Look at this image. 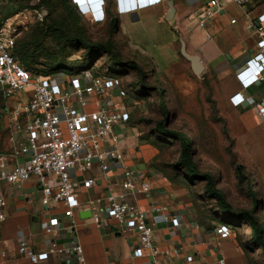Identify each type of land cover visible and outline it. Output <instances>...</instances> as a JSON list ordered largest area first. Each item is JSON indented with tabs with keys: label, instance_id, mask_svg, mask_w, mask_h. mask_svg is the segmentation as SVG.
<instances>
[{
	"label": "built area",
	"instance_id": "1",
	"mask_svg": "<svg viewBox=\"0 0 264 264\" xmlns=\"http://www.w3.org/2000/svg\"><path fill=\"white\" fill-rule=\"evenodd\" d=\"M162 0H121L123 12H133ZM77 11L90 15L95 22L105 20V0H90L83 5L72 0ZM248 8L264 0H208L197 14L201 25L228 3ZM45 10L24 8L12 13L0 24V86L9 116L11 148L0 150V222L6 219L7 198L2 183L22 184L32 179L38 184L46 207L52 203L53 213L43 226L48 243L41 249L25 239L18 245L20 254L32 264H85L84 247L77 240L61 243L56 239L63 228L62 216L69 218V226L78 224V211L86 203L91 221L97 227L115 225L122 231H137L138 239L133 257H153L154 264H168L159 260L162 251L155 245V215L162 214L165 222L179 226L178 216L166 212L163 204L139 203V195H149L153 186L151 171L127 164L123 144V127L127 126V106L113 103L121 89V78L101 74L96 66L78 73L62 76L33 74L14 56L12 49L17 37L32 19L42 20ZM248 25L259 36L256 50L240 67L237 77L242 88L264 80V10ZM236 19L232 18V22ZM238 106L255 103L241 92L231 97ZM264 117V102L257 103ZM93 192H91V190ZM55 203V204H54ZM223 238L231 235V227L220 223L216 228ZM7 254L0 241V260ZM187 261L194 259L187 255ZM223 262V259H221ZM135 264V263H130Z\"/></svg>",
	"mask_w": 264,
	"mask_h": 264
},
{
	"label": "crops",
	"instance_id": "2",
	"mask_svg": "<svg viewBox=\"0 0 264 264\" xmlns=\"http://www.w3.org/2000/svg\"><path fill=\"white\" fill-rule=\"evenodd\" d=\"M105 1V20L95 22L90 15L84 14L87 16L85 22L90 26H102L109 30L117 24L115 32L117 42L119 37L124 38L128 45L137 49L133 41L135 35L125 33V29H129L130 32L143 27L146 31H152L149 34L153 37H156L158 31L163 28L169 30V34L165 36L168 40L167 47L163 49V58L168 57L165 65L160 67L153 60L159 73H163L165 87L173 80L174 85L185 94L191 89L193 91V88L206 85L204 81L208 78L215 86V90H222V101L233 109L240 108L242 113L251 112L253 108L258 107V102H264V80L248 88H242L237 77L240 67L256 50L259 36L256 28L249 27L248 24L254 20L257 27L255 18L264 10V6L259 2L246 9L236 3H228L201 25L197 14L208 0H173L175 12L171 19H167L169 0H162L128 13L123 12L121 0ZM86 2L89 4L90 0H81L83 5ZM232 18L236 21L232 22ZM181 40L185 41L189 53L200 56L204 65L202 75L194 73L191 61L181 53ZM237 92L251 96L255 103L244 102L238 106L234 105L231 97ZM112 101L121 103L116 102L115 97ZM9 137L8 132L7 148L3 150L11 148ZM128 141L125 144L123 142L125 162L145 168L135 163L130 154H126ZM150 174L153 188L149 195H139L140 205L147 207L150 202L163 204L167 207L168 214L178 216L180 220L179 226H173L170 221L165 222L162 214L154 217L156 222L154 242L162 251L158 256L160 261L168 264H236L238 258L242 261V255L231 238L232 232L226 238L217 233L216 228L221 223L223 214L218 216L219 221L214 217L201 215L197 208L179 193L172 179L164 174L160 175V172ZM2 191L8 204L4 209L6 219L0 222V241L7 254L0 260V264H32L26 256L19 253L18 245L21 239H25L37 249L48 243L50 237L45 235L43 226L48 215L54 211L50 208L52 203L49 207L43 202L40 209L34 207L37 195L42 198L35 179L15 185L2 183ZM88 209V205L83 203L78 211V224L75 227H70L69 218L62 216L63 228L55 236L61 243L73 240L81 242L86 257L85 264H154V259L150 255L142 258L133 257V248L138 239L137 231H122L112 223L97 227L91 221L90 214L81 215L80 211ZM226 239L232 241L229 247L225 246ZM189 254L194 256L191 261H187L186 258ZM51 262L58 264L59 259L52 257Z\"/></svg>",
	"mask_w": 264,
	"mask_h": 264
},
{
	"label": "rangeland",
	"instance_id": "3",
	"mask_svg": "<svg viewBox=\"0 0 264 264\" xmlns=\"http://www.w3.org/2000/svg\"><path fill=\"white\" fill-rule=\"evenodd\" d=\"M37 2L38 0H0V17L21 7L45 10L42 20L29 21L28 26L19 35L20 40L25 39L37 22H44L49 14L47 7L36 6ZM80 16L85 22L87 16ZM86 25L93 40L106 41L109 38L108 28L90 26L87 23ZM144 29L141 27L130 32L125 29V33L135 35L133 41L138 50L119 37L117 52L120 53V58L117 60H114L111 53L86 58V49L80 46L65 50L66 65L80 69L94 63L101 74L121 78V89L125 95L119 96L116 93L114 97L116 102H121L118 104L125 103L129 111L127 126L123 127V142L125 144L129 140L126 154H130L135 163L154 173L160 172V175L168 176L179 193L189 200L201 215L211 216L219 221L220 212L216 202L205 192V180L190 178L189 174L177 168L181 142L177 136L164 131L163 126L186 133L194 138L192 155L198 164L199 172L212 174L217 187L222 189L234 208L238 211L253 210L264 227V117L259 108H253L247 113H242L240 108L233 109L222 101V90H215L208 78L204 81L206 85L193 88V91L191 89L185 94L174 85L173 80L165 87L163 73H159L155 62L160 67L165 65L168 57L163 58V49L167 47L168 40L165 36L169 34V30L163 28L153 37L149 34L152 31ZM50 46L54 48L53 44ZM49 56L50 53L44 51L40 62L35 65L37 71L48 69ZM115 61L118 64L113 65ZM132 61L143 67L146 84L140 82L135 68L129 67L128 64ZM121 64H127L131 72L125 71V66ZM66 69L53 75H67ZM202 73L204 71L200 75ZM160 88H163L162 92ZM5 102L0 86V150L7 148L10 124ZM132 131L134 135L131 134ZM251 190L258 196L256 204L252 203ZM42 202V198L37 195L34 207L40 209ZM231 238L242 255V261L238 258L236 264H264V249L253 244L249 226L240 227L239 230L233 229ZM231 243V239L225 240V246L229 247Z\"/></svg>",
	"mask_w": 264,
	"mask_h": 264
},
{
	"label": "trees",
	"instance_id": "4",
	"mask_svg": "<svg viewBox=\"0 0 264 264\" xmlns=\"http://www.w3.org/2000/svg\"><path fill=\"white\" fill-rule=\"evenodd\" d=\"M39 5H44L49 10L45 21L37 22L25 39L20 40L18 36L12 49L15 58L33 74L49 76L66 68V72L71 74L78 73L86 67L94 66V63H91L86 67L75 69L66 65L65 50H73L80 46L85 47L84 55L86 58L103 53L113 54L114 60L120 58V53L117 52L118 42L115 39L117 24L109 31L110 35L106 41H96L92 39L88 26L80 16L72 0H38L36 6ZM21 8L14 10L12 13L21 10ZM12 13L0 17V24L3 19ZM50 44H53V49ZM44 51L50 53L48 69L37 71L35 65L40 62L39 59L43 56ZM116 64H118L117 61L113 63V65ZM121 65L125 66L124 70L129 73L131 71L128 70V65L130 68H135L136 73L140 77V82L146 84V73L138 63L132 61L128 65ZM97 70L100 73L99 69ZM162 89L160 88V92H162ZM163 130L180 139L182 149L178 162L179 167L177 168L189 174L190 178L205 180L204 189L206 194L215 200L216 207L220 212L218 216L220 217V214H223L220 219L221 223L229 225L231 230H239L240 227L249 226L253 244L264 249V227L258 216L254 215L253 210H236L222 189L217 187L214 176L210 173L199 172L198 164L192 155L195 144L194 138L183 132L166 129L164 126ZM250 194L253 198L252 203L256 204L258 202L256 192L251 190Z\"/></svg>",
	"mask_w": 264,
	"mask_h": 264
},
{
	"label": "water",
	"instance_id": "5",
	"mask_svg": "<svg viewBox=\"0 0 264 264\" xmlns=\"http://www.w3.org/2000/svg\"><path fill=\"white\" fill-rule=\"evenodd\" d=\"M174 12H175L174 1L169 0V12L167 15V19H171ZM181 53L191 61V65H192V69H193L194 73L200 74L203 71L204 65L201 62L200 56L198 54L189 53L186 49V43L184 40H181ZM80 213L82 216H86V215L91 214L89 209L88 210H82V211H80Z\"/></svg>",
	"mask_w": 264,
	"mask_h": 264
},
{
	"label": "bare ground",
	"instance_id": "6",
	"mask_svg": "<svg viewBox=\"0 0 264 264\" xmlns=\"http://www.w3.org/2000/svg\"><path fill=\"white\" fill-rule=\"evenodd\" d=\"M81 1V0H80Z\"/></svg>",
	"mask_w": 264,
	"mask_h": 264
}]
</instances>
